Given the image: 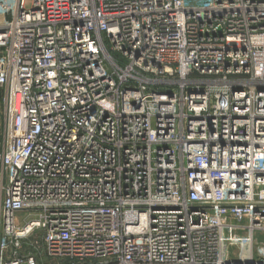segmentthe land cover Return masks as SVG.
<instances>
[{"label": "built area", "instance_id": "built-area-1", "mask_svg": "<svg viewBox=\"0 0 264 264\" xmlns=\"http://www.w3.org/2000/svg\"><path fill=\"white\" fill-rule=\"evenodd\" d=\"M262 235L264 0H0V264H264Z\"/></svg>", "mask_w": 264, "mask_h": 264}, {"label": "crops", "instance_id": "crops-1", "mask_svg": "<svg viewBox=\"0 0 264 264\" xmlns=\"http://www.w3.org/2000/svg\"><path fill=\"white\" fill-rule=\"evenodd\" d=\"M230 254L231 256H235V247L230 248Z\"/></svg>", "mask_w": 264, "mask_h": 264}, {"label": "rangeland", "instance_id": "rangeland-1", "mask_svg": "<svg viewBox=\"0 0 264 264\" xmlns=\"http://www.w3.org/2000/svg\"><path fill=\"white\" fill-rule=\"evenodd\" d=\"M261 240L264 239V235H262L261 237H259ZM236 251V250H235ZM232 257H235V256H232Z\"/></svg>", "mask_w": 264, "mask_h": 264}]
</instances>
